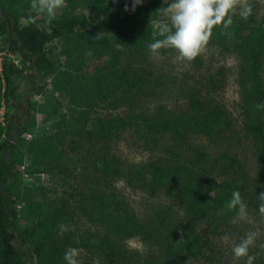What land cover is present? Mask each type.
Returning <instances> with one entry per match:
<instances>
[{
	"label": "trees",
	"instance_id": "16d2710c",
	"mask_svg": "<svg viewBox=\"0 0 264 264\" xmlns=\"http://www.w3.org/2000/svg\"><path fill=\"white\" fill-rule=\"evenodd\" d=\"M127 1L66 0L64 10L57 13L52 20V30L48 32L38 30L32 23L36 13L31 9V0H0V36H4L3 42L11 51L19 52L23 62H30L28 69L35 72L28 78L26 72L9 58H4L0 68V104L4 100L6 105L18 108L23 98L19 91L23 80H28V91L35 94L42 93L51 78L52 89L66 91L70 101L76 97L80 106L78 114L72 116L74 123L68 131L55 132L57 146L53 140H25L23 135L33 125L32 111L36 105L29 99L24 100L27 114L22 121L15 113L9 116L6 113L8 119L5 123L0 122V264H67L64 254L71 246L124 264H184L191 258L205 256L212 249L207 240H198L199 234L194 226L201 210L214 211L220 219L228 221L229 216L236 214L235 210L226 208L233 191L238 190L245 203L250 195L252 180L235 157L222 154L215 158L213 164L219 171L218 178H207V153L191 147L188 142L191 133L210 136L213 133L227 135L233 131L227 108L213 96L224 83L221 70L209 75L203 94L189 90L185 105L175 104L166 111L159 107L154 119L142 112L133 116L135 103L149 87L152 74L146 66L120 64L123 50H117L115 45L130 46L136 54L143 55L154 39L162 37L154 38L150 24L143 25L141 20H132L135 34L129 33L126 24L116 22L122 13L120 5ZM249 3L252 14L247 19L237 14L229 28L215 27L210 39L224 51H233L239 56L242 132L250 138L256 159L264 165V108L255 107L264 103V82L260 72L264 57V14L257 16L258 0H250ZM37 23H43V17ZM53 40L69 50L62 63L60 60L55 62L50 56L51 50L46 48L47 43ZM95 61L97 64L93 68ZM193 63L199 65L200 57ZM92 98L96 99L101 110L105 109L103 103L106 101L113 110L122 107L124 112L119 119L120 125L137 124L151 138L168 133L175 145L192 151L193 155L175 160L167 183L171 185L167 189L168 195L183 210L188 221L164 218L167 221L163 228L153 230L138 221L133 212L112 194L105 195L100 191V185L106 190L118 178H135L145 172L154 182L159 171L154 162L137 168L104 150L92 156L90 175L94 179L91 187L94 193L90 192L88 199L80 194L79 207L85 215L91 214L90 210L99 211L100 219L109 222L108 232L94 236L67 232L61 241L49 238L52 227L76 223L77 216L70 208V200L64 196L32 199L34 188L24 184L21 178L24 172H51L62 168L61 157L56 153L61 150L66 134L77 137L70 140L72 150H77L85 138L93 143L102 141L101 148L106 147L110 140L108 136L118 124L113 122V115L108 111V119L102 118L99 126L88 129L89 114L81 107L89 109ZM44 100L38 109L47 116L56 114L60 102L57 99L50 101L47 96ZM194 104L196 107L192 108ZM42 153V159L38 158ZM173 155L175 157L176 153ZM74 157L78 158V155L74 154ZM25 161L28 164L25 165ZM19 165H24L22 171L18 169ZM90 201L93 202L88 211L87 203ZM247 202L252 203L251 200ZM157 215L161 218L166 214ZM134 236L155 245L156 252L148 253L142 260L137 253L124 249L121 241ZM255 264H264V260L256 259Z\"/></svg>",
	"mask_w": 264,
	"mask_h": 264
},
{
	"label": "rangeland",
	"instance_id": "374dc122",
	"mask_svg": "<svg viewBox=\"0 0 264 264\" xmlns=\"http://www.w3.org/2000/svg\"><path fill=\"white\" fill-rule=\"evenodd\" d=\"M170 2L171 0H143V3L137 5L135 11H132L133 0H129L120 5L122 13L120 17L116 18V22L118 24H126L129 33L135 34L136 30H134V22L132 20H141L143 25L150 24L151 18H161L159 9L167 7ZM126 7L129 10H126ZM63 10L64 8L58 10L57 13ZM256 12L258 17L264 14V3L261 0H258ZM22 22H25V20L23 19ZM238 29H241V27L238 26ZM3 40L4 36H0V62L7 57L18 68L26 72L28 78L33 76L34 70L28 69L30 62H23L19 52L11 51ZM212 40L210 39L199 55L201 60L199 65H195L193 60L179 59L178 53L174 49H161L158 56H153L149 48H147L146 53L139 55L130 46H123L120 64L131 63L134 66H146L151 71V83L147 90L138 97L133 113L134 116L137 112H142L150 119L156 117L159 107H163L164 111H166V109L175 104L185 105L188 102L189 90L193 89L198 91L199 94H203L209 75L215 74L218 70L223 72V86L217 89L213 96L216 101L227 108L233 122V131L227 135L213 133L210 136L203 133H191L188 142L191 147L207 153L209 159V163L206 164V168L209 170L207 178H218L219 171L215 168L213 161L222 154L235 157L244 166L253 185L246 200L248 216L246 220L232 223L236 214L229 216L228 221H224L214 211L201 210L198 220L194 221V226L199 234L198 240H207L212 249L207 251L205 256L191 258L184 264H246L247 258H235L232 248L250 231L257 232L258 236L255 244L250 247L249 254L255 257V261L256 259L259 261L261 259L264 260V215L259 212L260 201L258 200V194L264 192V165L260 164L256 159L253 143L242 132L243 114L238 84L239 56L236 52L224 51L221 46ZM46 48L51 50L50 56L55 62L60 60L62 63L69 53L67 47L57 42V40L47 43ZM92 64L91 67L94 68L97 63L95 61ZM260 72L264 82V57L262 58ZM51 82L52 79L49 78V84L42 93L31 94L28 91V80H23L19 88L23 95L20 106L14 108L10 104L6 105L4 100H2L0 104V122H6L8 119L6 113L8 116L11 113H15L18 120L22 121L27 114L24 100L29 99L36 105L32 111L33 125L23 135L25 140L33 142L53 140L54 145L57 146V139L54 137L55 132L57 130L68 131L71 124L74 123L71 121V119H74L72 116L78 114L80 106L77 105L76 97L73 96L71 98L73 101H70V95L66 91L52 89ZM45 96L49 97L50 101L57 99L60 102L56 114L47 116L38 109V105L45 103ZM103 106L105 109L101 110L99 103L95 98H92L91 107L88 109L86 106H82L81 109L89 114L86 126L88 129L99 126L102 118L108 119V115H106L108 111L113 115V122L118 124V126L117 128L114 127L111 135L108 136L110 140L106 143L105 148H101L102 141L95 143L91 141L94 145L92 147L90 140L85 138L77 150H72L70 140H75L77 137L66 134L61 150L56 153L61 157L62 168L54 169L51 172H34L28 174L29 176L26 178L22 175L21 180L23 183L30 184L35 190L31 196L32 199L36 197L53 198L64 196L69 198L70 208L74 210L77 216L75 224H65L69 229L67 231L61 232V225L52 227V234L49 233V238L61 241L67 232L91 236L108 232L109 222L100 219L101 213L99 211L90 210L93 201L87 203V210H90L91 214H83L79 207L80 194L86 196L85 199L90 198L91 187L94 185V179L90 175L92 156L96 152H103L104 150L137 168L149 162H154L159 171L158 178L154 179V182H152L150 174L145 172L135 178H118L106 190L104 186L100 185L98 188L100 191H103L105 195L112 194L116 200L133 212L134 217L138 221L146 223L153 230L157 229L160 231L163 228L164 222L167 221L164 218L171 219L173 217L188 221L183 210L168 195L167 189L171 185L169 186L167 183L173 172L175 160L179 157L184 159L193 155L192 151L175 145L168 133H161L155 138H151L137 124L123 123L120 125L119 119L124 112L122 107L113 110L108 101L103 103ZM195 107V104L192 105V108ZM131 119L133 122V117ZM105 126H108V124H105ZM227 136L229 137L227 138ZM173 152L176 153L175 157ZM74 154H77L78 158H75ZM42 157L43 153L38 156L40 159ZM69 157L72 159H69ZM26 164H28V161H25ZM23 168L24 165L18 166L21 171ZM248 200H251L252 203L247 202ZM109 208L108 211L111 214L112 209L110 206ZM157 213L166 215L159 218ZM225 235L229 237L227 243L222 239ZM121 244L124 249L137 253L142 260L147 258L146 255L148 253L156 252L157 250L155 245L141 239L139 236L125 238L121 241ZM71 247L79 250L78 260L80 264H124L90 253L81 247ZM255 261L253 260V264H255Z\"/></svg>",
	"mask_w": 264,
	"mask_h": 264
},
{
	"label": "clouds",
	"instance_id": "9594fccd",
	"mask_svg": "<svg viewBox=\"0 0 264 264\" xmlns=\"http://www.w3.org/2000/svg\"><path fill=\"white\" fill-rule=\"evenodd\" d=\"M264 3V0H261ZM143 0H133L131 10L135 11L137 5ZM31 9L36 16L32 23L36 24L38 30H52V20L55 19L57 11L66 6V0H31ZM126 10H129L126 7ZM159 19L151 18L150 26L153 29L154 42L148 45L153 56H158L161 49H174L181 60L192 61L197 58L206 45L209 43L213 34V29L220 26L224 29L233 24V17L237 14L247 19L252 14V5L249 0H171L167 7L159 9ZM43 17V23L37 20ZM117 50L122 51L123 47L117 43ZM257 109L264 108V103L257 104ZM260 201L259 212L264 215V192L258 194ZM229 210H235L236 216L232 223H238L247 219V205L242 199L241 193L233 191L232 197L226 204ZM69 230L67 226L61 225V232ZM258 233L250 231L235 244L232 252L235 258H247L246 264H253L254 256L249 254V249L255 244ZM222 239L227 243L229 237L223 236ZM78 249L70 247L64 254L67 264H80Z\"/></svg>",
	"mask_w": 264,
	"mask_h": 264
},
{
	"label": "built area",
	"instance_id": "2783aa9c",
	"mask_svg": "<svg viewBox=\"0 0 264 264\" xmlns=\"http://www.w3.org/2000/svg\"><path fill=\"white\" fill-rule=\"evenodd\" d=\"M0 68H1V62H0ZM23 176L26 178V177H28L29 175H28V173H23Z\"/></svg>",
	"mask_w": 264,
	"mask_h": 264
}]
</instances>
